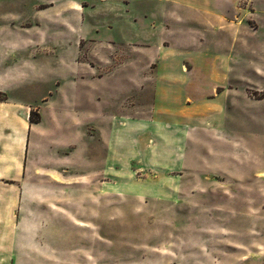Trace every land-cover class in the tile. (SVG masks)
Listing matches in <instances>:
<instances>
[{
	"label": "rangeland",
	"instance_id": "rangeland-1",
	"mask_svg": "<svg viewBox=\"0 0 264 264\" xmlns=\"http://www.w3.org/2000/svg\"><path fill=\"white\" fill-rule=\"evenodd\" d=\"M114 1L0 0V264H264V0Z\"/></svg>",
	"mask_w": 264,
	"mask_h": 264
},
{
	"label": "crops",
	"instance_id": "crops-1",
	"mask_svg": "<svg viewBox=\"0 0 264 264\" xmlns=\"http://www.w3.org/2000/svg\"><path fill=\"white\" fill-rule=\"evenodd\" d=\"M99 1H102V2H105V0H99ZM125 1H131V0H115L114 2H115V6H117V5H124L125 7H128V5L127 4H121L122 2L124 3ZM177 1H179V0H153V6L155 7L154 9H155V11L157 12V15H155V17L156 16H159V14L158 13H160V11H161V9L163 8V7H165L166 5H168L169 4V2L170 3H172V5H173V11H172V15L173 16H171V18L176 22V2ZM183 3L184 4H186V2L185 1H183ZM207 3V2H206ZM129 4V3H128ZM191 4H193V3H189V5H191ZM208 4V3H207ZM49 6H51V4L49 5ZM146 6V4L145 3H143L142 4V7H141V9L143 10L144 9V7ZM205 6H206V4H205ZM210 7H211V5H210ZM67 8L70 10V11H72V12H79L80 10H81V7L79 6V4L78 3H76V2H74V1H71V2H69V5L67 6ZM154 16V15H153ZM173 26L174 27H176V23L175 24H173Z\"/></svg>",
	"mask_w": 264,
	"mask_h": 264
},
{
	"label": "trees",
	"instance_id": "trees-1",
	"mask_svg": "<svg viewBox=\"0 0 264 264\" xmlns=\"http://www.w3.org/2000/svg\"><path fill=\"white\" fill-rule=\"evenodd\" d=\"M31 113H32V112H31ZM31 113H30L29 117L31 116Z\"/></svg>",
	"mask_w": 264,
	"mask_h": 264
}]
</instances>
